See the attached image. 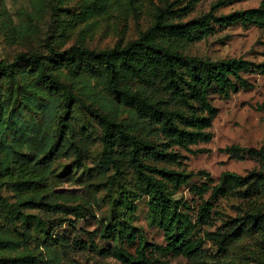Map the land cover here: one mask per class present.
<instances>
[{
  "label": "trees",
  "instance_id": "obj_1",
  "mask_svg": "<svg viewBox=\"0 0 264 264\" xmlns=\"http://www.w3.org/2000/svg\"><path fill=\"white\" fill-rule=\"evenodd\" d=\"M116 1L84 0L81 21L109 15ZM181 1L157 7L150 26L126 43L98 50L47 42L45 52L0 59V264H58L72 248L120 264H168V256L212 264L208 255L225 257L247 236L260 234L264 244V144L228 146L232 157H254L260 166L247 174L224 171L217 181L206 170L188 172L184 154L213 139V95L229 99L251 87L247 75L264 74V61L212 59L189 54L186 46L214 34L217 25L264 28V3L218 15L217 7L230 0H217L187 19L201 0L178 6ZM27 18L15 22L0 0L10 38L30 36ZM96 143L100 149L89 165ZM197 175L206 181L192 184ZM70 180L87 184L106 207L100 235L107 247L90 231L88 240H66L56 231L77 228L93 213L91 203L57 194L56 185ZM185 185L202 198L198 207L171 195ZM225 196L243 201L238 216L215 210ZM142 200L162 243L137 224ZM213 215L221 224L208 229ZM209 242L216 252L209 254Z\"/></svg>",
  "mask_w": 264,
  "mask_h": 264
},
{
  "label": "rangeland",
  "instance_id": "obj_2",
  "mask_svg": "<svg viewBox=\"0 0 264 264\" xmlns=\"http://www.w3.org/2000/svg\"><path fill=\"white\" fill-rule=\"evenodd\" d=\"M4 1L15 22H22L30 15L31 32L26 38L17 36L10 38L0 19V59L10 61L20 51L29 49L47 51L45 45L47 42L63 44L64 47L81 43L98 50L113 47L119 41L126 43L137 38L142 30L150 26L153 21V12L157 7L175 0H138L136 3L133 0H118L113 3V11L109 15L96 17L87 22L81 21L80 16L84 0ZM216 1L201 0L187 19L207 12ZM186 2L187 0H183L177 5L183 6ZM261 3H264V0H230L227 4L217 7L216 14L258 7ZM185 51L212 59L242 57L263 62L264 28L241 24L217 25L214 34L186 46ZM247 76L252 83L251 87L239 90L229 99L222 98L218 94L213 95V103L218 109L212 127L214 136L208 143L192 146L195 153L184 152L187 156L185 168L188 172L197 173L200 170H206L217 181L224 171L247 174L259 168L260 163L257 158L237 159L225 151L228 146L235 144L244 147H261L264 144V74ZM99 149V143L90 148L91 154L87 160L89 165L93 163ZM63 161L67 160L63 159ZM82 180L85 182V177ZM205 181V178L197 175L192 178L191 183L201 184ZM86 185L81 180L62 181L56 185L55 191L59 196L71 202L83 199L92 204L93 210V213L77 222V228L68 229L67 225H64L56 231L62 233L66 240H72L76 236L78 239L88 240L87 231H90L95 234V239L100 245L107 247L108 238L100 235L106 207H102L101 201L90 193ZM170 193L175 198L189 200L195 207L202 202V198L194 195L187 185ZM209 196L210 192L203 198L207 199ZM241 207H244V203L239 198L225 196L218 199L215 210L235 217L241 212ZM213 216L214 223L208 226V229H214L221 224L220 216ZM66 217L73 218L71 215ZM137 224L145 228L149 239L164 242L163 232L147 223V206L144 200L138 202ZM205 247L208 248L209 254L216 252V247L210 242L206 243ZM259 257H264V244L261 242L260 234H255L238 242L225 257L221 254L216 255L215 258L208 255L207 261L212 264H261L262 260ZM166 260L168 264H201L183 256H168ZM58 264L120 263L112 256L105 257L92 251L72 248L68 254L62 256Z\"/></svg>",
  "mask_w": 264,
  "mask_h": 264
}]
</instances>
